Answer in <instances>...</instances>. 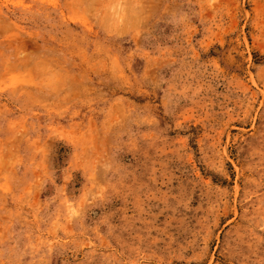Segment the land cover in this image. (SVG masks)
Masks as SVG:
<instances>
[{"label": "rangeland", "instance_id": "1", "mask_svg": "<svg viewBox=\"0 0 264 264\" xmlns=\"http://www.w3.org/2000/svg\"><path fill=\"white\" fill-rule=\"evenodd\" d=\"M0 264H264V0H0Z\"/></svg>", "mask_w": 264, "mask_h": 264}]
</instances>
